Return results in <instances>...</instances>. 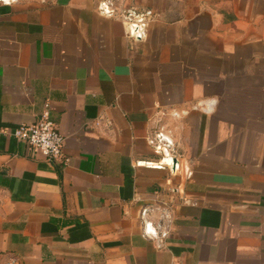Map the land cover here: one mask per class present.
I'll list each match as a JSON object with an SVG mask.
<instances>
[{
  "label": "crops",
  "instance_id": "obj_1",
  "mask_svg": "<svg viewBox=\"0 0 264 264\" xmlns=\"http://www.w3.org/2000/svg\"><path fill=\"white\" fill-rule=\"evenodd\" d=\"M0 264H264V0H0Z\"/></svg>",
  "mask_w": 264,
  "mask_h": 264
},
{
  "label": "built area",
  "instance_id": "obj_2",
  "mask_svg": "<svg viewBox=\"0 0 264 264\" xmlns=\"http://www.w3.org/2000/svg\"><path fill=\"white\" fill-rule=\"evenodd\" d=\"M3 2H12L15 0H1ZM113 4L104 8V12L109 15H119L126 22V34L133 40H142L147 36V28L151 21L154 20L155 14L151 10L138 11L136 8H129L126 10H119L113 7ZM14 136L24 142L28 149L33 153H40L43 156L67 164L70 158L65 153L66 137L60 132L56 121L51 117L49 111V104L46 105L45 110L32 124H21L14 131ZM158 143L157 150L166 151L165 146L171 145L172 140H169L163 133L157 135ZM164 147V148H163ZM169 160H161L152 164L154 167L163 168L165 166L173 167L174 158ZM178 167V165H177ZM152 231L151 229H149Z\"/></svg>",
  "mask_w": 264,
  "mask_h": 264
},
{
  "label": "water",
  "instance_id": "obj_3",
  "mask_svg": "<svg viewBox=\"0 0 264 264\" xmlns=\"http://www.w3.org/2000/svg\"><path fill=\"white\" fill-rule=\"evenodd\" d=\"M174 163L177 164V159H174Z\"/></svg>",
  "mask_w": 264,
  "mask_h": 264
}]
</instances>
